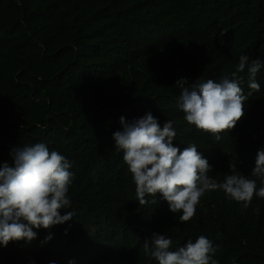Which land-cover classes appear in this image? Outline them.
Segmentation results:
<instances>
[{"label": "trees", "instance_id": "1", "mask_svg": "<svg viewBox=\"0 0 264 264\" xmlns=\"http://www.w3.org/2000/svg\"><path fill=\"white\" fill-rule=\"evenodd\" d=\"M241 55L264 64V0H0V166L14 163L12 148L37 142L74 162L71 205L61 210L73 219L0 245V264H157L143 250L153 233L170 238L173 251L204 235L218 246V264H264V199L244 210L212 191L180 223L158 196L139 205L113 139L122 116L150 111L161 127L174 122L175 146L197 145L210 177L223 182L232 161L257 179L264 67L260 92L220 141L184 120L175 87L182 78L218 81Z\"/></svg>", "mask_w": 264, "mask_h": 264}, {"label": "clouds", "instance_id": "2", "mask_svg": "<svg viewBox=\"0 0 264 264\" xmlns=\"http://www.w3.org/2000/svg\"><path fill=\"white\" fill-rule=\"evenodd\" d=\"M262 67L259 58L249 63V57L241 55L235 70L218 81L178 80L177 102L184 120L220 141L222 133L231 132L244 118V105L249 97L260 92L257 74ZM245 70L247 94L242 87L245 75L241 74ZM119 122L122 130L113 133L115 150L123 154L140 206L157 204L158 196L168 203L172 213H180V223H188L194 218L202 197L212 191H223L244 210L250 207L254 197L264 199V147L258 149L251 171V176L259 180V187L257 179L246 178L232 161L229 163L232 174L218 182L209 176L212 166L195 143L182 150L173 144L176 131L172 120L161 127L158 118L149 111L131 121L122 116ZM9 155L14 163L4 162L0 166V245L4 247L10 242H30L37 236L33 229H49L72 220L74 215L72 211L61 215V210L71 205L68 193L74 179L70 171L74 162L50 150L43 142L14 147ZM51 238L47 236L45 242ZM171 246L170 238L153 233L150 239H145L143 250L157 264H218L213 258L218 246L204 235L195 242L189 239L174 251Z\"/></svg>", "mask_w": 264, "mask_h": 264}]
</instances>
